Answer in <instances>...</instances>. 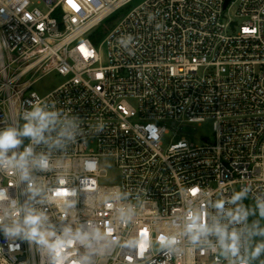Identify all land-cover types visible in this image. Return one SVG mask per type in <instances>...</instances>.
<instances>
[{
	"label": "built area",
	"instance_id": "obj_1",
	"mask_svg": "<svg viewBox=\"0 0 264 264\" xmlns=\"http://www.w3.org/2000/svg\"><path fill=\"white\" fill-rule=\"evenodd\" d=\"M226 1L146 0L98 44L91 36L133 0H0V128L22 125L29 101L77 124L63 148L34 146L50 167L33 170L41 194L30 203L58 232L101 234L91 264H227L191 245L177 222L221 191L250 184L264 195V0ZM128 35L133 54L119 44ZM45 70L67 80L42 96L31 88ZM209 119L213 140L183 136L164 148L171 132ZM108 159L118 185L101 183ZM27 184L0 170V187L20 204ZM64 190L75 195H56ZM165 236L179 243L162 248ZM87 251L70 244L66 264ZM0 264L51 260L38 243L0 231Z\"/></svg>",
	"mask_w": 264,
	"mask_h": 264
},
{
	"label": "clouds",
	"instance_id": "obj_2",
	"mask_svg": "<svg viewBox=\"0 0 264 264\" xmlns=\"http://www.w3.org/2000/svg\"><path fill=\"white\" fill-rule=\"evenodd\" d=\"M119 44L133 54V37L119 40ZM28 108L21 114L22 125L0 128V170H13L19 173L22 181H27L29 201L20 204L18 198L9 195L7 188L0 187V231L6 239L20 237L34 241L46 248L51 264H66L68 255L65 249L70 244H79L88 251L72 264H91L94 248L93 239H102L99 233L83 229L73 231L65 226L59 232L49 223L47 215L37 210L30 201L41 194L36 185L33 170L47 171L50 167L46 153H36L34 146L45 145L49 150H59L73 139L78 126L72 119L61 118L57 112L43 104L29 101ZM24 138L29 143L22 151ZM64 198L75 195L72 190L57 192ZM249 199L252 203H246ZM211 209V210H210ZM214 210V211H212ZM264 195H252V187L245 184L238 191L194 205L176 226L191 245L222 257L227 264H256L264 257ZM179 240L176 236H165L162 248L172 250Z\"/></svg>",
	"mask_w": 264,
	"mask_h": 264
},
{
	"label": "rangeland",
	"instance_id": "obj_3",
	"mask_svg": "<svg viewBox=\"0 0 264 264\" xmlns=\"http://www.w3.org/2000/svg\"><path fill=\"white\" fill-rule=\"evenodd\" d=\"M146 0H133L129 5L112 15L100 26L101 33L103 37L101 39L96 38L99 44L103 38L111 32L119 22L129 14L134 8L145 2ZM96 44V47L99 45ZM102 52L106 55L107 50L105 46H102ZM52 67V65H51ZM48 70L42 72V76L37 78V81L34 83L31 91L37 92L38 94L44 96L55 90L57 87L61 86L67 78L59 75L56 72L47 73ZM131 105H135L134 101H129ZM185 136L190 143L200 144L203 140H213L214 130H213V120H206L201 124H193L188 127H184L182 134L174 136V133L171 132L164 138V148H167L171 143H176ZM27 138H24L26 141ZM103 169L107 172L108 178L101 180L102 184L118 185L120 183V174L119 171L114 167L113 161L111 159L106 160L103 163ZM263 258V257H262ZM261 260L263 261V259ZM256 264H261V261H257Z\"/></svg>",
	"mask_w": 264,
	"mask_h": 264
},
{
	"label": "trees",
	"instance_id": "obj_4",
	"mask_svg": "<svg viewBox=\"0 0 264 264\" xmlns=\"http://www.w3.org/2000/svg\"><path fill=\"white\" fill-rule=\"evenodd\" d=\"M87 4L90 5V7L94 6V7H98L100 4H101V0H85ZM101 39L103 37V34L101 33V30L98 29L92 36H91V39L93 40V42L97 43V39ZM263 261H264V257L262 258Z\"/></svg>",
	"mask_w": 264,
	"mask_h": 264
},
{
	"label": "water",
	"instance_id": "obj_5",
	"mask_svg": "<svg viewBox=\"0 0 264 264\" xmlns=\"http://www.w3.org/2000/svg\"><path fill=\"white\" fill-rule=\"evenodd\" d=\"M230 1H231V0H227V1H226V6L229 4Z\"/></svg>",
	"mask_w": 264,
	"mask_h": 264
}]
</instances>
